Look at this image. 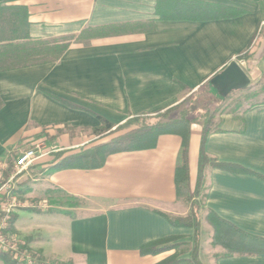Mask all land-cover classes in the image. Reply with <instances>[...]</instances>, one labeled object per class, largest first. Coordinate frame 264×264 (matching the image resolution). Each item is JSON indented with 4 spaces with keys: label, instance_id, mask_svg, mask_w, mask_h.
Masks as SVG:
<instances>
[{
    "label": "crops",
    "instance_id": "0c3cea01",
    "mask_svg": "<svg viewBox=\"0 0 264 264\" xmlns=\"http://www.w3.org/2000/svg\"><path fill=\"white\" fill-rule=\"evenodd\" d=\"M194 1L242 12L191 20L180 13L183 0H0L15 10L16 33L29 36L0 43V165L41 141L58 149L31 167L45 171L55 154L75 153L99 138L93 132L101 125L97 115L117 125L203 88L222 103L258 86L264 77V0ZM248 48L252 56L237 59ZM231 61L250 83L222 96L210 80ZM214 121L205 153L246 171L204 167L198 258L202 264H264V103L217 114ZM201 133L192 123L191 191ZM180 147L179 135L162 134L154 147L109 154L99 168L68 167L33 178L27 195L51 210L23 207L15 213L16 227L23 236L39 233L41 240L33 237L29 246L49 260L158 264L173 250L141 254L143 245L171 236L194 243L193 228L168 220L188 212L174 182Z\"/></svg>",
    "mask_w": 264,
    "mask_h": 264
},
{
    "label": "trees",
    "instance_id": "16d2710c",
    "mask_svg": "<svg viewBox=\"0 0 264 264\" xmlns=\"http://www.w3.org/2000/svg\"><path fill=\"white\" fill-rule=\"evenodd\" d=\"M241 12L242 11L239 9L224 5L183 0V10L180 13H182L185 19L207 20L235 16L239 15ZM182 15H179V18ZM6 17L9 19V23L7 24L4 22V18ZM23 19L25 26H27V13L25 10ZM15 20L14 8L0 5V43L12 44L14 41H25L29 39L27 31L23 34L20 32L16 33ZM34 56H32L28 62H33ZM251 56L252 52L248 48L244 52L238 54L237 59L247 60ZM262 80H264V77ZM181 86L187 89L185 86ZM262 87H264V84ZM220 104L215 94L211 93L208 88H203L200 92L190 94L182 102L170 108L153 114L131 116L121 124L114 125L97 115L96 117L101 125L95 128L93 132L99 137L106 136L109 138L90 145L87 148H81L75 153L65 154L66 152H60L55 154L52 160V163H54L48 166L45 172L49 174L68 167L84 169L99 168L104 164L105 158L109 154L152 148L156 145L158 137L162 134L179 135L181 138V147L175 168L174 182L177 196H184L185 201L188 203V212L184 217L168 218V220L172 225L177 227L183 226L193 228L194 243L189 248L188 258H180L179 255L173 253L158 264H202L198 258V237L200 227L199 214L202 209L200 189L203 184L204 167L210 164L233 171H246L233 165L219 164L212 158H209L204 151V142L207 135L216 130L214 113ZM192 123H198L202 127V133L198 155L197 178L195 186L191 191L188 184V141ZM123 130L127 131L118 133ZM24 208L31 211H40L31 206ZM15 218L16 215L13 214L10 225ZM177 238L176 236H171L147 243L141 247L140 253L158 254L173 250L176 248V245L171 242ZM0 261L3 264H18L12 254L5 252H0Z\"/></svg>",
    "mask_w": 264,
    "mask_h": 264
},
{
    "label": "built area",
    "instance_id": "2783aa9c",
    "mask_svg": "<svg viewBox=\"0 0 264 264\" xmlns=\"http://www.w3.org/2000/svg\"><path fill=\"white\" fill-rule=\"evenodd\" d=\"M57 151L56 147H45L41 141H36L20 152L10 165L5 162L0 165V252L12 254L18 264H35L36 259L8 232L15 209L31 206L46 210L49 205L46 201L20 203L14 193L16 181L32 166Z\"/></svg>",
    "mask_w": 264,
    "mask_h": 264
},
{
    "label": "rangeland",
    "instance_id": "374dc122",
    "mask_svg": "<svg viewBox=\"0 0 264 264\" xmlns=\"http://www.w3.org/2000/svg\"><path fill=\"white\" fill-rule=\"evenodd\" d=\"M264 84V80L260 81L258 86H254L251 88L246 89L245 91L238 92V93H232L230 97H228L224 102L220 104V106L216 109L214 116L226 111H231L233 109L239 108V107H245L247 105L253 104V103H263L264 102V87H262ZM199 97V95H198ZM129 130V129H127ZM127 130L120 131L118 133H123ZM117 133V134H118ZM109 137H99L94 140H90L88 145H93L99 142H102ZM45 141H51L49 139L45 138ZM46 172L43 171L41 168H36L33 167L31 169H28L25 173H23L16 181L15 184V195L20 203H25V204H31V203H36L39 201H42V199L37 198V197H29L27 195V192L30 191L32 183H33V178H40L42 175H44ZM23 176V177H22ZM180 200L184 206L188 207V203L185 201L184 196L180 197ZM48 204V202H47ZM23 207H17L14 211V214ZM39 209V208H38ZM42 212H47L48 210H51L49 207L44 210V209H39ZM31 228V225H30ZM8 232L10 235H12L16 240H18L20 246L26 250L29 254H31L35 259H36V264H72L71 262H59L55 260H49L45 258L38 250L33 249L32 247L29 246V241L32 240L33 237L37 238V240H41L39 238L41 235L39 233L34 232V234H31L30 236H23L20 234L19 230L16 227V221L14 220L12 224L9 226ZM45 236H48L47 233L44 234ZM176 245V248L173 249V253H176L177 255L183 257L188 255L189 253V248L191 247V243L189 242H184V241H176L174 240L171 242ZM0 264H3L0 261Z\"/></svg>",
    "mask_w": 264,
    "mask_h": 264
},
{
    "label": "water",
    "instance_id": "95a60500",
    "mask_svg": "<svg viewBox=\"0 0 264 264\" xmlns=\"http://www.w3.org/2000/svg\"><path fill=\"white\" fill-rule=\"evenodd\" d=\"M250 81L240 69L237 62L231 61L225 68L210 80V85L222 96L227 95L231 89H243Z\"/></svg>",
    "mask_w": 264,
    "mask_h": 264
}]
</instances>
